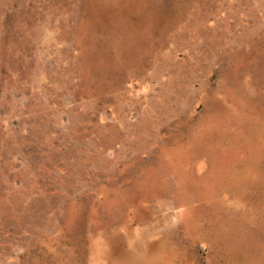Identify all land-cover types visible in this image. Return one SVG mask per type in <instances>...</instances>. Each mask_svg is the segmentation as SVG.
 Segmentation results:
<instances>
[{
	"label": "rangeland",
	"instance_id": "obj_1",
	"mask_svg": "<svg viewBox=\"0 0 264 264\" xmlns=\"http://www.w3.org/2000/svg\"><path fill=\"white\" fill-rule=\"evenodd\" d=\"M0 264H264V0H0Z\"/></svg>",
	"mask_w": 264,
	"mask_h": 264
}]
</instances>
